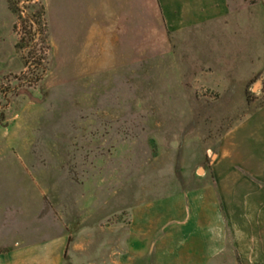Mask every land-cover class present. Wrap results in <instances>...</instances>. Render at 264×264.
<instances>
[{
	"label": "rangeland",
	"instance_id": "rangeland-1",
	"mask_svg": "<svg viewBox=\"0 0 264 264\" xmlns=\"http://www.w3.org/2000/svg\"><path fill=\"white\" fill-rule=\"evenodd\" d=\"M7 7L0 0V153L19 159L0 160V193L29 172L45 243L81 222L53 207L60 191L105 184L116 196L124 185V214L108 223L127 224L134 205L209 183L224 136L264 106V0H224L226 18L183 30L156 0ZM29 30L34 41L17 50ZM39 58L45 73L28 83L24 62ZM65 250L63 264H90L80 245V259Z\"/></svg>",
	"mask_w": 264,
	"mask_h": 264
},
{
	"label": "crops",
	"instance_id": "crops-1",
	"mask_svg": "<svg viewBox=\"0 0 264 264\" xmlns=\"http://www.w3.org/2000/svg\"><path fill=\"white\" fill-rule=\"evenodd\" d=\"M223 1L156 0L173 30L226 18ZM12 159L19 157L0 153L1 161ZM16 172L0 193V264H63L66 245L75 260L80 245L90 264H125L126 257L132 264H264V106L224 136L209 183L138 203L127 224L108 223L124 214V185L108 196L105 184L84 193L75 184L52 205L81 222L45 243V205L30 197L29 172Z\"/></svg>",
	"mask_w": 264,
	"mask_h": 264
},
{
	"label": "trees",
	"instance_id": "trees-1",
	"mask_svg": "<svg viewBox=\"0 0 264 264\" xmlns=\"http://www.w3.org/2000/svg\"><path fill=\"white\" fill-rule=\"evenodd\" d=\"M9 9L14 13L17 12L18 9V0H7ZM21 11H19V15H21ZM19 19L21 20V16L19 17ZM28 19V18H27ZM29 21V19H28ZM15 28V27H14ZM31 30H29L26 34V38L25 37H21L19 42L16 44L15 48L18 50L21 47L22 48H27L30 46V44H32V42L34 41V36L35 34L32 33ZM25 34V35H26ZM43 58H39L34 64H31L27 61L24 62L25 68L28 70V73L30 75V77L26 78L28 83H36L38 82L41 77L44 75L45 73V66L42 64ZM33 65V66H32ZM7 93L8 91L6 89H3L0 91V94L2 96V98L4 100L7 101L6 97H7ZM3 108L4 106H0V123L3 121L4 119V113H3Z\"/></svg>",
	"mask_w": 264,
	"mask_h": 264
}]
</instances>
